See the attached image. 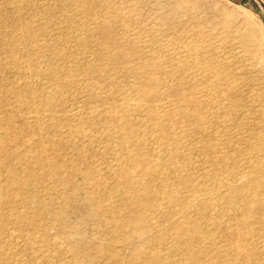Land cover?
Instances as JSON below:
<instances>
[{
	"label": "rangeland",
	"instance_id": "obj_1",
	"mask_svg": "<svg viewBox=\"0 0 264 264\" xmlns=\"http://www.w3.org/2000/svg\"><path fill=\"white\" fill-rule=\"evenodd\" d=\"M150 75L155 112L140 90ZM0 147L2 264H139L134 251L142 264L152 252L156 264H196L164 219L178 213L209 238L204 264H243V240L210 218L240 221L226 186L253 162L264 185V20L231 0H0ZM130 157L140 166H121ZM142 167L153 169L142 192L161 190L154 211L135 202ZM203 198L202 216L184 207ZM243 219L244 248L264 264V222Z\"/></svg>",
	"mask_w": 264,
	"mask_h": 264
},
{
	"label": "bare ground",
	"instance_id": "obj_2",
	"mask_svg": "<svg viewBox=\"0 0 264 264\" xmlns=\"http://www.w3.org/2000/svg\"><path fill=\"white\" fill-rule=\"evenodd\" d=\"M94 7H95V5H94ZM91 10H93V6H89L87 8V11H91ZM108 28H110L109 24L106 27H102V29H107L105 31L106 34H110L111 33V30H109ZM113 54L117 56V54H115V52ZM147 79H148V81L144 80V82L146 81V83H145L146 85H144V86L141 85L143 87L140 88V90L142 89L141 93L144 96H146V97L149 98V101H147V102H148V104H149V102H151L150 103V106H149L150 107V110L153 111V112H155V110L153 108V104H156V101H157L156 99L158 98L159 95L157 94V92L154 93V90H155V88L157 86L154 87V88H151V87L153 85H157V84L159 85L160 81H159V78L157 76H153V75H150L149 77H147ZM147 82H150V84H148ZM188 88L191 89V86H188ZM160 99H162V98L160 97ZM160 99H159V101H160ZM192 99H195L196 100L195 97H191V99H189V100H192ZM154 100H156V101H154ZM197 100H198V98H197ZM153 101H154V103L152 104ZM137 103H139V102H137ZM144 107H146V106H144ZM144 107H143V109H145ZM135 108H137V107H135ZM146 111H147V109H146ZM155 114H157V112ZM152 117H153V115H152ZM152 117L150 118V120L153 121V122L155 121V124L157 126H159V128H161L163 126L162 123H161V121L160 120L157 121L158 119L156 120V118L158 116L157 117H154V118H152ZM115 120H117V119H115ZM162 131H163V129H162ZM124 133H125V131H124ZM18 135L20 136V134H18ZM168 148H169V150L171 149L170 151L173 150V148L170 147L169 145H168ZM1 151L2 150L0 149V158L2 156V154H1L2 152ZM52 158L53 157H49V156L47 157V156H45V161L48 162L50 159L52 160ZM47 162H46V165H47ZM141 162H142V160H139V159H137L135 157H130V158L127 159V162H121V166L124 165V164H126V163H130V164H134L136 166H140ZM256 164H257L256 162H253L252 163L250 170L246 173L247 175L245 174V181L242 183V185H240V186H238V185H227L226 188H227L228 191L230 190V191H232L233 193L236 194L235 199L233 201V206H234V208H235L236 211H239L240 212V216H242V218L240 219V221L241 220H244L243 219V216H245L247 214H250V213H254L255 218L258 221H260V222L263 223L264 222V214L262 212V209H264V202H262V201L259 200V196L264 197V185H262L259 182V179L262 178L261 177L262 171L260 169H258V167H257ZM48 165H50V166H48L49 168L50 167H53V170L55 171V173H57L56 171H57V169H59V166H58V164L55 163L54 160H53V163L48 164ZM3 166H4V164L1 162V159H0V167H3ZM137 171H138L139 175L145 176V178H143L142 183H140L138 185L139 188H137V187L135 188V190H136L135 202L142 204V206L144 208H146L147 211H154V210H156V207H157L156 204L154 203L155 202L154 201V198H155V196H157L161 192L160 188H154V189H152L151 195H155V196H149V194H147L146 192H142L143 191L142 189H146V188H149L150 186H152L151 185V180H150L151 177L150 176L153 173V169L150 168V167H148V168H143L142 167L140 170H137ZM13 172L14 171L12 169H10V168L7 170L8 180H6V181H8V182L11 181L12 182V178H13V175H14ZM258 173H259V175H258ZM120 177L122 179L121 181H123V182H131L132 181V178H133L132 176L126 175V173H122V175ZM186 182L187 181H185L183 183V185L186 184ZM222 185H224V184H222ZM222 185H220L219 188H223V187H221ZM21 186H22V184H21ZM250 187H253V189H254L253 194L247 195L246 192L249 191V188ZM3 190L4 189L3 188L1 189V187H0V196L1 197L4 194L3 192L4 191L6 192V190H4V191ZM8 190H10V187L8 188ZM16 190L17 189H15V192H16ZM179 191H181V190L179 189ZM15 192H11L12 195H14ZM219 195L221 196L222 193H220ZM91 197H93V195H90V198ZM2 202H3V200H2ZM2 202L0 200V204H2ZM90 202H91V200H90ZM211 205L212 204L206 198H203L197 204H196V199L194 200V202L190 201V199H189V200H187V202L184 203V207L188 210V212L191 210V208H192V210L193 209L194 210L196 209L197 214L200 215V216H202L203 213H204V211L207 210V209H209L211 207ZM215 205H218V204H214V206ZM91 207L92 206H90L89 209H92ZM98 208L99 209H102L101 206H98ZM134 211H135L134 208H132V207L131 208H128V213L129 212H132L133 213ZM89 212H91V210ZM94 213H96V212H94ZM94 213H92V214H94ZM144 219L145 218H144L143 215H142V220L139 219V218L138 219H131V218H129V219L125 220L126 222L124 221L122 223H119L117 227L123 228V229L126 228V227L134 228L136 226H139V222H142V224H143L144 221H145ZM164 219H165L166 222L170 223L171 225H173L176 228L177 235H176V242L175 243H177V246H178V247H176V249L177 250H180V251L183 250L182 252L185 254L187 260L194 261L196 264H204L205 263L204 257L206 255L205 248H207V246H206L207 245V241L206 240L209 239V238H205L204 235H202V233H201V229L202 228H201L200 222L199 221H196V220H194V221L188 220L189 217L187 215H185V213H178V214H176V216L175 215L174 216L173 215L165 216ZM210 220H211L212 225L214 226V229L221 230V231L222 230L223 231H226V234L229 237H231L232 235H234V236H237L238 237V239H237L238 241L239 240H243L244 241V243H242L243 242L242 241L241 244L239 242L237 244L234 243V245H235L234 246V249L237 252L236 255L239 257V259H241L240 260L241 263L243 262V264H253L252 263V259H251V253H250V251H248V248L247 249L244 248V244H246L245 242L247 240L242 239L243 236L245 237L246 235H249L251 233V230L248 228L247 223L245 221H244V223L238 221L235 224V227L230 229L227 224H225L224 222H222L221 220H219L216 217H211ZM145 225H146V222H145ZM208 247H209V244H208ZM141 254H142L141 251H138V252L134 251L133 254L131 255V257L133 258L134 261H139V264H142L143 263L142 261H144V260H142ZM159 257H160V255L158 253L152 252L148 256H145L144 259L146 260V263L147 262H150L149 264H156V261L159 260ZM3 258L4 257H3V255H2V253L0 251V264H2ZM209 262H210V260H209Z\"/></svg>",
	"mask_w": 264,
	"mask_h": 264
},
{
	"label": "crops",
	"instance_id": "obj_3",
	"mask_svg": "<svg viewBox=\"0 0 264 264\" xmlns=\"http://www.w3.org/2000/svg\"><path fill=\"white\" fill-rule=\"evenodd\" d=\"M237 3H243L254 10L261 19L264 20V0H231Z\"/></svg>",
	"mask_w": 264,
	"mask_h": 264
}]
</instances>
